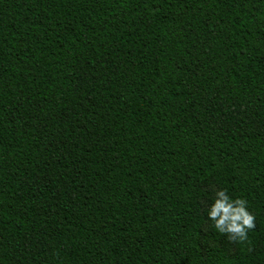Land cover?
<instances>
[{
  "label": "trees",
  "instance_id": "16d2710c",
  "mask_svg": "<svg viewBox=\"0 0 264 264\" xmlns=\"http://www.w3.org/2000/svg\"><path fill=\"white\" fill-rule=\"evenodd\" d=\"M0 264H264V0H0Z\"/></svg>",
  "mask_w": 264,
  "mask_h": 264
},
{
  "label": "clouds",
  "instance_id": "9594fccd",
  "mask_svg": "<svg viewBox=\"0 0 264 264\" xmlns=\"http://www.w3.org/2000/svg\"><path fill=\"white\" fill-rule=\"evenodd\" d=\"M206 216L217 233L239 243L245 242L248 232L255 227L247 201L230 197L225 189L214 191L211 203H207Z\"/></svg>",
  "mask_w": 264,
  "mask_h": 264
}]
</instances>
